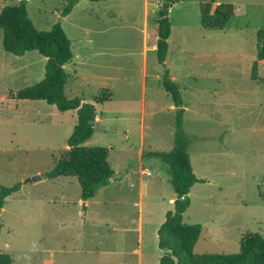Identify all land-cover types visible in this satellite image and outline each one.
<instances>
[{
	"label": "rangeland",
	"instance_id": "1",
	"mask_svg": "<svg viewBox=\"0 0 264 264\" xmlns=\"http://www.w3.org/2000/svg\"><path fill=\"white\" fill-rule=\"evenodd\" d=\"M68 2L27 0L26 8L37 29L59 23L71 40L65 95L94 105L85 145L107 148L115 175L87 204L76 177H47L68 149L77 113L3 98L41 81L46 58L6 52L0 28V184L20 183L0 209V250L14 264H137L140 246L142 264H159L158 230L176 194L168 166L148 153L173 148L180 108L199 180L184 213V222L202 227L194 254L236 253L244 235L264 237V82L251 77L264 0H174L164 65L156 52L162 0H79L63 16ZM221 3L234 5L227 24L204 28L202 16ZM165 70L181 107L162 86ZM102 92L111 99L97 103ZM139 219L142 240L126 230Z\"/></svg>",
	"mask_w": 264,
	"mask_h": 264
},
{
	"label": "trees",
	"instance_id": "2",
	"mask_svg": "<svg viewBox=\"0 0 264 264\" xmlns=\"http://www.w3.org/2000/svg\"><path fill=\"white\" fill-rule=\"evenodd\" d=\"M79 0H69L62 11L66 16ZM174 0H162L158 18V41L156 52L158 61L164 65L168 52V39L171 24L168 18L169 7ZM27 0H19L16 5H0V28L3 30V49L14 55H23L27 51H38L46 58L45 74L38 83L23 89H7L3 98L20 101H44L54 105L60 112L76 111L77 121L71 136L67 140L68 149L60 156L54 169L47 174L49 179L74 176L80 185L81 200L87 201L96 196L98 190L109 185L115 171L108 161L109 150L100 146H87L85 142L94 134L91 120L96 118L93 104L78 97L67 98L65 87L69 74L65 65L74 58L71 40L62 26L57 23L50 30H39L28 15ZM206 7V6H205ZM206 9V8H205ZM205 12V10H204ZM234 5L221 3L213 14L202 16V26L207 29H221L233 15ZM257 56L252 66L251 77L264 82L258 75L259 62L264 60V29L258 32ZM162 86L171 95L174 104L181 107L182 99L178 85L164 71ZM111 94L99 93L97 103L110 101ZM183 112L180 108L176 115L174 145L167 152H150L148 155L160 158L167 166L170 184L176 194L174 209L167 213L165 221L158 230V247L161 250L159 264H264V237L260 234H246L240 240L239 251L231 254L205 253L194 254L202 227L199 224L184 222V213L190 206L188 194L198 182L193 172L188 146L190 136L183 128ZM20 183L11 187L0 184V209L6 199L18 191ZM264 198V192L262 193ZM2 224L0 223V235ZM0 264H14L9 254L0 250Z\"/></svg>",
	"mask_w": 264,
	"mask_h": 264
},
{
	"label": "crops",
	"instance_id": "3",
	"mask_svg": "<svg viewBox=\"0 0 264 264\" xmlns=\"http://www.w3.org/2000/svg\"><path fill=\"white\" fill-rule=\"evenodd\" d=\"M96 120H98V117H97V119ZM96 122V121H95ZM86 143V142H85ZM86 203L85 204H87L88 203V200L87 201H85ZM126 230H128V231H134V232H138L139 233V240H142V232H143V230H142V221H141V219H139V226H138V228L137 229H132V230H130V227H127V229ZM134 252H137L138 253V255H139V257H138V261H137V264H142V258L140 257V256H142V252H141V248H140V246H139V248L138 249H136V250H133ZM128 264H134L133 262H130V263H128Z\"/></svg>",
	"mask_w": 264,
	"mask_h": 264
},
{
	"label": "water",
	"instance_id": "4",
	"mask_svg": "<svg viewBox=\"0 0 264 264\" xmlns=\"http://www.w3.org/2000/svg\"><path fill=\"white\" fill-rule=\"evenodd\" d=\"M90 122L93 124L94 123V120H91ZM40 179H41V176H39V175H37V176H35V177L32 178V180H35V181L36 180H40Z\"/></svg>",
	"mask_w": 264,
	"mask_h": 264
},
{
	"label": "built area",
	"instance_id": "5",
	"mask_svg": "<svg viewBox=\"0 0 264 264\" xmlns=\"http://www.w3.org/2000/svg\"><path fill=\"white\" fill-rule=\"evenodd\" d=\"M143 174L149 176V175H151V172L150 171H144Z\"/></svg>",
	"mask_w": 264,
	"mask_h": 264
}]
</instances>
